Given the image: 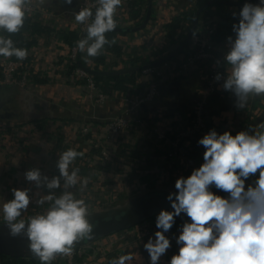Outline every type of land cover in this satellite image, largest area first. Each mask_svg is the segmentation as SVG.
<instances>
[{"label":"clouds","instance_id":"1","mask_svg":"<svg viewBox=\"0 0 264 264\" xmlns=\"http://www.w3.org/2000/svg\"><path fill=\"white\" fill-rule=\"evenodd\" d=\"M34 3L43 6L46 0H0V30L9 34H0V57L27 59L28 50L17 47L10 36L24 27ZM63 3L72 5L73 0ZM95 3V13L92 7H81L74 15L80 25L91 20L85 29L87 37L76 43L79 52H86V59L100 56L106 45L115 43L106 33L117 28L116 15L123 0ZM239 17V22L232 26L235 40L228 38L232 46L225 59L231 67L223 87L235 92L238 106L243 108L251 94H264V0L258 5L244 3ZM258 128L264 130V123ZM256 129L252 134L245 130L235 135L229 131L218 135L213 130L199 140L205 149L204 162L188 177L175 181L177 191L167 197L172 211L159 212L155 239L150 237L143 245L150 264H158L170 248L165 233L181 213L190 222L183 224L176 241L180 245L178 254L171 257L169 264H264V131ZM83 155L74 148L61 152L56 163L59 175L51 179L38 168L25 172L26 180L35 182L37 188L46 185L50 190L64 189L59 196L50 193L38 200L41 205L50 201L52 206L45 213L28 218L30 248L42 264H50L56 254L70 256L75 242L91 238L94 225L86 218L90 205L68 191L78 184L83 191L90 182V176L81 177L80 169L73 167ZM252 177L256 178L246 183ZM213 186L227 196L217 195L211 190ZM29 191L14 188V198L3 204V218L12 236L25 228V220L17 218L29 208ZM135 255H120L109 264H131Z\"/></svg>","mask_w":264,"mask_h":264},{"label":"built area","instance_id":"2","mask_svg":"<svg viewBox=\"0 0 264 264\" xmlns=\"http://www.w3.org/2000/svg\"><path fill=\"white\" fill-rule=\"evenodd\" d=\"M227 1H230L231 4L222 5L217 15L213 18H207V23L203 25L204 27L201 26L203 28L200 32L195 33L193 31L184 46L174 56H168V51L164 52V49L171 43L178 44L174 45L175 48L181 46L188 36L190 31L187 27L190 20L187 18L191 15L182 14L180 16L181 25L177 31L178 34L174 38H170L166 31H168L167 24L172 21L173 17L169 14L173 0H123L122 6L116 15L118 28L132 29L135 37L143 38L149 36V27L158 32L156 33L158 46L150 49L149 55L151 56L144 60L139 58V54H137V51L132 50V47L121 48L119 51L115 50L118 39H115V43L111 46L106 45L100 56L86 59V52H79L76 43L87 37L85 29L87 23H91V20L84 25L77 24L75 21L73 27L69 28L65 11L56 12L43 9L35 3L32 5V10L27 18L30 23L38 22L45 25L49 27L47 31H54L58 37H62L71 31L75 34V38L69 46L67 56L56 55L47 65L40 64L41 59L33 46L34 44L27 47L28 57L23 61L17 60L15 57H0V86L36 90L41 87L40 78H46V71L54 70L58 81L73 84L84 93L85 102L91 111V114H88L89 118H84L88 116L87 114H80L79 117L82 118L79 119L80 123L73 134L70 137L65 135L63 138L55 135L54 140L57 144L56 149H61L60 153L69 148L78 151L77 146L69 143L73 136L89 146L87 154L79 157L73 167L80 169L79 175L81 177L90 176V182L83 191L80 190L79 184L69 188L68 191L73 192L78 199H85L86 203L90 205V213L96 212L94 210L118 205L121 200L120 191L123 185L128 180L136 179L132 172L118 170L114 166L119 158L117 148L125 147L123 142H125L126 131L138 123H144V120L130 116V112L141 104L151 101L160 93V88L164 84L176 82L180 78L192 75L199 76L202 79L203 90L200 97L193 103L190 120L187 124L173 125L169 123L155 128L156 138L159 140V145L165 150V155L155 162L143 159L142 166L137 167L141 171L139 174L150 170L156 171L157 176L153 178V181L158 180L159 183L164 184L166 177L179 174L183 170H188V173H191L198 168V162L200 164L204 162L203 153L205 149L199 144V140L208 134L205 131L208 126L205 106L217 89L216 77L224 67V58H218V42L214 40L213 36L220 28V23L224 18H228L231 22V36L236 35L232 26L234 23L239 22V12L243 4L258 5L260 3V0ZM97 6L95 0H81L73 14L75 15L81 7H92L93 13H95ZM134 13H138L144 22L139 29H135V27L141 26L139 22H142V19L136 20V17H133ZM233 13L236 15L233 16ZM125 15H130L131 18L126 19ZM2 33L3 30H0V34ZM26 39L32 40L31 38ZM63 57L65 60L62 64ZM135 58L138 59L137 63H134ZM80 60L82 61L80 62ZM83 60L85 64H83ZM211 61L212 65L207 67L206 65ZM132 67H136V70H132L136 71V84L144 85L139 92L121 89L110 93L104 92L96 79L97 75L93 73L94 71ZM115 100H123L127 103L122 114L98 116L95 113L97 106ZM56 122L55 118L47 120L48 125H54ZM253 128L257 127L249 125L246 130L249 134H252ZM256 130L261 131L259 128ZM138 150H144L146 154L151 152L147 139L139 146ZM143 161L145 165H143ZM255 178L252 177L246 183H251ZM61 189L62 194L64 189ZM211 190L217 195L227 196L226 193L216 190L214 186ZM47 210L44 212L39 210V214H43ZM164 210L172 211L171 208ZM158 215L159 212L131 227L75 247L70 256L56 254L55 259L50 264H101L109 262L120 255H124L125 247L131 241H144L150 237L154 240V234L159 230L156 228ZM185 222H190V219L186 214L181 213L180 216L175 218L173 227L165 233L166 237L170 239L171 246L167 251L171 257L178 254L180 245L176 241ZM107 245H111V247L107 249Z\"/></svg>","mask_w":264,"mask_h":264},{"label":"crops","instance_id":"3","mask_svg":"<svg viewBox=\"0 0 264 264\" xmlns=\"http://www.w3.org/2000/svg\"><path fill=\"white\" fill-rule=\"evenodd\" d=\"M80 1L73 0L72 5H67L63 3V0H46V3L39 7L56 12L65 11L67 25L72 28L75 23L73 11L77 8ZM226 4H231V2L227 0H173L169 14L173 16V20L180 19L182 14H193L195 18L199 8L204 5L198 15L196 24V27H200L202 24H199V18L202 12L207 15V18H213L219 13L221 6ZM124 17L126 19L131 18L130 15H125ZM135 17L136 20L142 19L139 15ZM139 23H141V26L139 27L138 25L135 29L143 26V19ZM115 31L114 38L110 39L119 40L116 44L117 49H114L119 51L121 48L132 47V50L137 51L141 60L150 57L149 50L158 46L156 37L158 32L153 31L151 27H149V38L135 37L132 29H120L117 27ZM168 32L166 31L167 34ZM23 34L26 38L32 39V44H34L33 46L41 59V65H47L56 55L67 56L69 46L74 40V34L72 33L71 35L70 31L62 37H58L54 31L49 32L47 30L40 34H35L30 29H24ZM229 37L234 41L236 35H230L218 41L217 55L218 58H224V67L217 74L220 77L217 79V89L205 106L206 117H208L206 133L215 130L218 135L223 134L225 131L235 135L239 131H245L249 125L258 128L260 124L264 123V94H251L244 102L245 107L240 108L238 106L240 101L235 92L225 90L223 87L231 67L225 59L232 46L228 39ZM174 45L178 44L171 43L164 49V52L168 51V56H174L177 53L176 50L180 46L175 48ZM64 60L63 57L61 60L62 64ZM134 61V63H137L138 59L135 58ZM61 63L59 64L63 66ZM83 64H85L84 60ZM210 65H212V61L206 66L209 67ZM46 72V78H40L39 80L45 96V99L41 101L43 108L36 110L34 115L30 117L26 114V117L25 114L22 116V113H15L11 110L10 104L13 100L19 101L16 99V95L23 93L19 88L8 95L4 99V103L0 105V221H5L3 218V204L14 198L12 192L14 188L30 189L29 208L27 211L22 212L21 217H18L17 220L24 219L28 221L29 217L39 214V210L44 212L52 206V203L48 201L42 205L38 204L37 201L50 193L59 196L62 189L50 190L46 185L37 188L35 182L26 180L25 172L38 168L41 174L47 175L49 179L52 176L59 175L56 163L61 149H56L55 135H59L61 138L65 137V135L70 137L80 123L79 119L82 117H79V115L91 114L82 91L78 90L73 84L58 81L56 79V71L50 70ZM202 90V79L199 76L192 75L180 78L176 82L164 84L160 88V93L151 101L141 104L130 112V116L142 119L144 123H138L126 131L125 142H123L125 147L117 148L119 158L114 164L115 168L132 172L136 177V179L128 180L123 185L120 191L121 200L118 204L148 188L165 186L175 176L183 177L189 174L188 170H183L179 174L166 177L164 184L160 182L161 185L158 180L154 179L155 181H153V178L157 176L156 171L150 170L139 174L141 171L138 167L142 166L141 162L143 159L155 162L158 161V158L165 155V150L159 145V140L156 138L155 128L169 123L173 125L187 124L191 118L193 103L200 97ZM52 102L54 103L52 104ZM126 104L123 100L109 101L97 106L95 113L98 116L120 115L123 113ZM256 106L259 108L257 109ZM89 115L84 118L88 119ZM51 118H55L56 124H47V120ZM146 139L151 147V152L147 154L144 150H138ZM69 143L77 146L78 151L83 152L84 155L89 150V146L75 136ZM76 160H79V157ZM198 163L200 166V162ZM143 165H145L144 161ZM147 241L148 239L144 241L134 240L126 245L124 254L129 252L136 254L131 264H150L149 254L143 247ZM110 247L111 245L106 246L107 249ZM170 259V253L166 251L158 261V264H169ZM101 264H109V262Z\"/></svg>","mask_w":264,"mask_h":264},{"label":"water","instance_id":"4","mask_svg":"<svg viewBox=\"0 0 264 264\" xmlns=\"http://www.w3.org/2000/svg\"><path fill=\"white\" fill-rule=\"evenodd\" d=\"M204 8V5L199 8L196 17L194 18L192 28L185 38L182 45L176 50L178 52L192 34L198 21V15ZM175 52V53H176ZM132 68H121L107 71H94L96 75L100 74H122L128 71L135 70ZM14 92V87L0 86V105L4 99ZM177 190L174 187H152L148 188L139 194L128 199L122 205L105 208L86 217L91 224L94 225L91 238H83L74 243L73 248L94 241L102 236L114 233L119 230L131 227L141 221L152 217L161 210L171 208V202L167 197L169 194L175 193ZM175 200V196H173ZM28 221L25 220V228L17 236L10 234L11 230L6 221H0V254L19 255V256H36L31 248L30 241L27 237Z\"/></svg>","mask_w":264,"mask_h":264},{"label":"trees","instance_id":"5","mask_svg":"<svg viewBox=\"0 0 264 264\" xmlns=\"http://www.w3.org/2000/svg\"><path fill=\"white\" fill-rule=\"evenodd\" d=\"M138 13H134L133 17L137 16ZM191 15V16H190ZM189 18H187L189 21L188 29L189 31L192 28L193 24V18L194 15L190 14ZM180 19L173 20L169 22L168 24V34L170 38H174L178 34V30L180 28ZM207 23V15L202 12L199 18V24L200 27H195L193 31L195 33H198L201 31V29L204 27ZM203 26V27H201ZM24 29H30L35 34H40L42 32H45L48 27L45 25H41L38 22H32L30 23L28 19L25 20L24 27L21 29V31L17 34H12L10 38L15 42L17 47L26 48L32 44L31 40L26 39L25 35L23 34ZM116 31H112L109 33H106V37L110 40L114 38V35ZM73 32L70 31V34L72 35ZM5 36H8L9 34L6 32L2 33ZM74 34V33H73ZM231 35V22L228 18H224L222 22L220 23V28H218L217 32L214 34L213 38L215 41H220L221 39H224L227 36ZM75 38V34L73 36V39ZM182 39V38H181ZM183 41V40H182ZM184 42V41H183ZM117 49V47L115 46ZM96 79L98 83L101 85V88L104 92H111L114 90H131L134 92H139L143 89L144 85L136 84V71L131 72H125L124 74H107V75H97ZM18 90L17 87H14V92ZM4 101L1 102L3 104ZM120 205V204H118ZM154 216V215H153ZM0 264H42L41 260L38 256H19V255H6V254H0Z\"/></svg>","mask_w":264,"mask_h":264},{"label":"rangeland","instance_id":"6","mask_svg":"<svg viewBox=\"0 0 264 264\" xmlns=\"http://www.w3.org/2000/svg\"><path fill=\"white\" fill-rule=\"evenodd\" d=\"M19 89L23 93H20V94L16 95V99H18L19 101L16 102V101L13 100V102L10 104L11 110H13L15 113L16 112L20 113V114L22 113L21 114L22 116H24V114H25V116H26V114H28L31 117L32 115L35 114L36 110H39V108L40 109L43 108V105H42L41 101H43L45 99V96H44V94L42 92V88L41 87L37 88L39 90H37V89L36 90L35 89L34 90H29V89H26V88L25 89L24 88H19ZM31 101H32V103H31ZM53 103L54 102H52V104ZM43 104H44V102H43ZM190 174L191 173H189L187 175H184L183 177L186 178ZM178 178H180V176L173 177V179H171L168 183H166L167 185H165V186L163 185L162 187H166V186L167 187H174L175 186V181ZM127 200H125L122 203H120V205L125 203Z\"/></svg>","mask_w":264,"mask_h":264}]
</instances>
